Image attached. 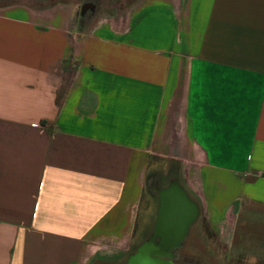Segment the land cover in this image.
Returning <instances> with one entry per match:
<instances>
[{"label":"crops","instance_id":"1","mask_svg":"<svg viewBox=\"0 0 264 264\" xmlns=\"http://www.w3.org/2000/svg\"><path fill=\"white\" fill-rule=\"evenodd\" d=\"M55 11L0 9V264L124 260L179 183L148 194L154 161L200 231L257 237L264 0H137L81 33Z\"/></svg>","mask_w":264,"mask_h":264},{"label":"rangeland","instance_id":"2","mask_svg":"<svg viewBox=\"0 0 264 264\" xmlns=\"http://www.w3.org/2000/svg\"><path fill=\"white\" fill-rule=\"evenodd\" d=\"M136 2L137 0H0V9L14 5L30 6L41 11H53L56 8V14H60L65 22L69 21V26L67 27L71 29V32L81 33L97 23L101 18L123 14ZM152 164L153 170L147 175L145 183L148 194L153 195V189L156 186L158 188L166 187L170 178H176V176H178V182L190 191L189 180L185 178V172L182 171L179 165H171L172 163L170 162L165 164L160 161H154ZM171 169H173L172 172H170ZM148 204L149 207H147ZM149 209L151 211V214H147L149 228L145 230L142 241L153 233L157 216V204L146 199L141 207L142 221L147 216L145 211ZM201 214L204 215L203 207H201ZM200 221L201 218L191 227V241L188 247L185 248L184 252L181 249L178 251L179 256L182 258L184 256V259L188 262L179 261L178 264H264V230H257L255 233L257 237L249 235L241 240L239 239L237 245L230 247L225 243L229 239L228 231L220 235L208 222L203 224L202 231H200L198 228ZM140 232L138 231V233ZM138 246L139 243L131 246L130 251L126 255V263L135 254ZM196 253L200 254H198L200 258L193 256ZM131 254L133 255L131 256ZM253 259H257V261L253 262ZM115 263L119 262L112 260L110 262L97 261L93 264Z\"/></svg>","mask_w":264,"mask_h":264},{"label":"water","instance_id":"3","mask_svg":"<svg viewBox=\"0 0 264 264\" xmlns=\"http://www.w3.org/2000/svg\"><path fill=\"white\" fill-rule=\"evenodd\" d=\"M162 198L152 236L139 246L127 264H172L167 259L170 251L184 239L190 224L196 219V206L177 185L164 191Z\"/></svg>","mask_w":264,"mask_h":264},{"label":"flooded vegetation","instance_id":"4","mask_svg":"<svg viewBox=\"0 0 264 264\" xmlns=\"http://www.w3.org/2000/svg\"><path fill=\"white\" fill-rule=\"evenodd\" d=\"M177 184V186L180 188V184L179 183H176ZM163 190H158V191H156L155 193H156V199H157V213L159 214V212H160V210H161V202L163 201V198H162V194H163ZM188 197V196H187ZM188 199H189V201H191L192 202V200H190V198L188 197ZM193 203V202H192ZM194 204V203H193ZM195 205V204H194ZM196 206V205H195ZM197 208V210H198V214H197V217H196V219L190 224V226H189V228H188V231H187V233H186V235H185V237H184V239L183 240H181V242H179V244L177 245V247L176 248H174V249H172L171 251H170V256L167 258L168 260H170L171 262H172V264H178V262L179 261H182L183 263L184 262H188L187 260H185L184 259V256H183V258L182 257H180L179 256V250L181 249V251L182 252H184V250H185V248L186 247H188V244H189V242L191 241L190 240V237H191V234H192V232L190 231L191 230V227L197 222V220L199 219V217H200V212H199V209H198V206L196 207ZM154 232V231H153ZM148 238H149V236L147 237V238H145L141 243H140V245L141 244H143L144 242H146L147 240H148ZM139 245V246H140ZM139 246H138V248H139ZM136 253V252H135ZM186 254V253H185ZM199 254V253H198ZM197 253H196V255H193V256H196V257H198V258H200L199 257V255H198ZM133 254H131V256H132ZM184 255V254H183ZM130 256V257H131ZM192 256V255H191ZM190 256V257H191ZM193 258H195V257H193ZM126 257H125V259L124 260H122V261H118L119 263H117V264H127L126 263ZM129 261V260H128ZM116 264V263H115Z\"/></svg>","mask_w":264,"mask_h":264},{"label":"trees","instance_id":"5","mask_svg":"<svg viewBox=\"0 0 264 264\" xmlns=\"http://www.w3.org/2000/svg\"><path fill=\"white\" fill-rule=\"evenodd\" d=\"M173 169H171V171H172Z\"/></svg>","mask_w":264,"mask_h":264},{"label":"bare ground","instance_id":"6","mask_svg":"<svg viewBox=\"0 0 264 264\" xmlns=\"http://www.w3.org/2000/svg\"><path fill=\"white\" fill-rule=\"evenodd\" d=\"M146 251V250H145ZM147 252V251H146Z\"/></svg>","mask_w":264,"mask_h":264}]
</instances>
